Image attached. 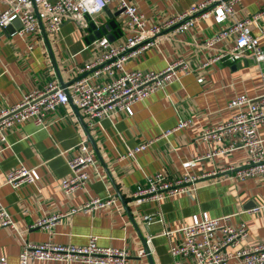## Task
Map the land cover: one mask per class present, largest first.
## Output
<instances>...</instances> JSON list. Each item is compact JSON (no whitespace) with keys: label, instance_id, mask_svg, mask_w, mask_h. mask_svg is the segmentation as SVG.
Returning <instances> with one entry per match:
<instances>
[{"label":"crops","instance_id":"0c3cea01","mask_svg":"<svg viewBox=\"0 0 264 264\" xmlns=\"http://www.w3.org/2000/svg\"><path fill=\"white\" fill-rule=\"evenodd\" d=\"M129 1L144 14L148 27L164 23L198 0ZM262 6L264 0H238L232 17L249 16ZM116 7V1H111L95 20L107 21L106 11H116ZM218 28L209 17L195 20L183 32L164 29L151 46L126 61L127 70L159 71L181 59L190 72L134 102L132 115L118 111L89 129L100 159L95 154L96 169L88 168L89 180L71 195L64 193L59 184L70 174L68 155L85 135L79 116L84 124L85 119L71 103L49 113L44 118L45 127L26 121L6 132L5 142L0 141V202L15 225V229L0 227V257H5L7 264H19L22 239L83 245L91 236L99 245L126 249L129 264H171L169 246L181 235L163 231L178 229L202 212L210 217L228 215L229 223L235 226L243 223L250 244L264 241V180L233 176L234 168L247 160L246 150L237 148L227 154L203 157L220 144L202 139L201 131L228 120L234 112L228 103L235 97H256L263 92L264 60H222L201 67L215 50L200 52L196 45ZM253 33L259 34L256 29ZM123 36L118 35L115 42H121ZM47 37L64 82L74 80L76 68L98 55L97 49L89 45L88 35L71 21ZM259 41L264 44V36ZM48 81H57V77L42 34L41 38H24L0 28V108L18 102L25 93ZM182 119L188 121L187 125L177 128ZM259 132L264 137V127ZM144 142L148 143L145 149L133 157L128 155L130 149ZM20 164L30 170L34 181L14 188L6 183L5 175ZM155 172L171 179L196 176V189L136 204L132 199L134 187ZM91 197L113 198V202L92 211L80 210ZM249 203L252 207L247 208ZM144 215L152 218L147 221ZM52 216L57 220L50 227L37 226L38 221ZM144 247L146 253L139 255ZM29 264L66 263L33 259Z\"/></svg>","mask_w":264,"mask_h":264},{"label":"built area","instance_id":"2783aa9c","mask_svg":"<svg viewBox=\"0 0 264 264\" xmlns=\"http://www.w3.org/2000/svg\"><path fill=\"white\" fill-rule=\"evenodd\" d=\"M113 0H0V28L5 29L18 20L20 27L14 31L26 38L38 35L41 31L38 17L49 35L59 32L62 24L71 21L89 34V23L93 21L98 29L100 23L95 20ZM116 9H123L117 17L118 27L124 34L121 42L110 41L101 35L89 42L97 49L98 55L93 61L78 66L75 79L62 88L58 81H48L25 93L21 100L0 108V141L5 142L6 132L26 121L45 127L44 118L57 107L71 103L85 119L88 129L96 127L98 122L118 111L132 115L131 105L149 94L164 89L169 83L178 81L181 75L190 72L185 62L176 59L163 69L139 70L125 69L127 60L151 46L164 29L178 32L186 31L197 19L211 18L219 28L208 38L198 42L200 51L215 50V54L206 56L201 67L226 60L235 63L243 58H252L258 62L264 60V44L259 39L264 36V6L257 12L243 18H233L234 5L238 0H198L186 10L175 14L162 24L146 27L145 16L129 0H115ZM38 17H37V15ZM258 31V35L253 33ZM220 44L218 48L216 46ZM31 47V45H29ZM104 79L100 80L101 76ZM202 81L201 78L198 79ZM263 92L256 97L239 95L228 103L234 112L225 122L201 131L200 137L208 142L219 143L216 149L207 152L203 157L210 158L227 154L237 148H244L247 160L233 170L237 179L261 178L264 180V137L259 129L264 127V75ZM188 123L180 120L177 128ZM85 134V132H84ZM148 143H140L128 151L133 155L145 149ZM70 174L60 181L61 190L71 195L89 180L88 168L96 169L94 150L87 142L86 134L67 157ZM205 174L202 176L204 177ZM196 176L171 179L162 172L147 175L142 183L132 191L136 204L143 201H160L180 193L195 191ZM5 181L16 188L34 181L30 170L24 165L10 169ZM113 202V198L102 199L91 197L85 201L80 210L92 211ZM145 220L152 218L144 215ZM57 216L38 221L37 226L50 227ZM9 226L15 229L10 213L0 202V227ZM165 234L180 233L181 239L172 242L169 254L171 264H228L234 261L240 264H264V241L250 244L246 242L247 227L241 223L232 225L229 216L210 217L202 212L194 215L190 223L178 229L164 230ZM96 237H89L86 244L74 245L56 243L50 240L29 242L22 239L18 253L19 264H29L30 260L61 261L66 264L81 262L85 264H129L130 253L124 248L102 246L97 244ZM145 249L138 254H145ZM0 264H7L5 257H0Z\"/></svg>","mask_w":264,"mask_h":264},{"label":"water","instance_id":"95a60500","mask_svg":"<svg viewBox=\"0 0 264 264\" xmlns=\"http://www.w3.org/2000/svg\"><path fill=\"white\" fill-rule=\"evenodd\" d=\"M106 8L107 7H105L104 9L106 10ZM122 12H123V9H117L116 11H110V10L106 11L107 21L101 22L100 25L98 26V29L96 28L95 23L93 21H91L89 23V27H88V31H89L88 39H89V41H93L95 38L100 37L103 34L106 35L110 41H114V39L118 35L121 34V30L119 29L118 23H117V17L120 16L122 14ZM37 17H38V15H37ZM38 23H39V27H40L42 37H43L44 42L47 46L48 53L51 57V62H52V65L54 67V70H55L57 81H58L60 87L65 88L69 84V82H64L58 73L57 65H56V62H55L54 57L52 55V52H51V48H50V44L48 41L47 34L44 30V27H43L39 17H38ZM19 27H20V22L18 20H15L10 25L6 26L4 30H6L7 32L12 34ZM239 65L240 64L238 63V66ZM76 112H78L77 109H76ZM79 121H80V123L84 129L85 134H86L88 144L92 147L96 156L100 159V155L98 154V149H97L96 143H95L94 139L92 138V135L90 134L89 129L82 122V118L80 116H79ZM250 207H252V205L250 206V203H249L247 208H250ZM144 242L145 241L143 240V244H144ZM144 249H145V247H144ZM145 251H146V249H145ZM150 263H151V259H150Z\"/></svg>","mask_w":264,"mask_h":264},{"label":"rangeland","instance_id":"374dc122","mask_svg":"<svg viewBox=\"0 0 264 264\" xmlns=\"http://www.w3.org/2000/svg\"><path fill=\"white\" fill-rule=\"evenodd\" d=\"M121 15H123V14H121ZM96 17H97V16H95V19H96ZM123 17L125 18V16H124V15H123Z\"/></svg>","mask_w":264,"mask_h":264}]
</instances>
